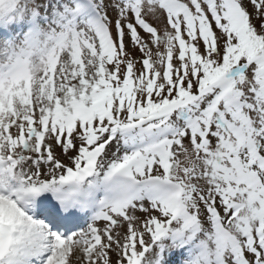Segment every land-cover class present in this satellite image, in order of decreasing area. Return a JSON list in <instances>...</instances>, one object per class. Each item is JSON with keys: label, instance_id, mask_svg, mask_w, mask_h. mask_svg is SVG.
<instances>
[{"label": "snow or ice", "instance_id": "snow-or-ice-1", "mask_svg": "<svg viewBox=\"0 0 264 264\" xmlns=\"http://www.w3.org/2000/svg\"><path fill=\"white\" fill-rule=\"evenodd\" d=\"M0 264H264V0H0Z\"/></svg>", "mask_w": 264, "mask_h": 264}]
</instances>
